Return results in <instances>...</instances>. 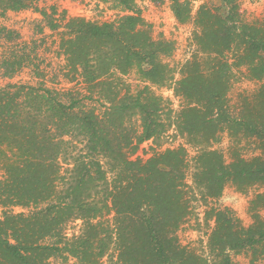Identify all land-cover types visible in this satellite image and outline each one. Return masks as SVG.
<instances>
[{
  "label": "trees",
  "instance_id": "1",
  "mask_svg": "<svg viewBox=\"0 0 264 264\" xmlns=\"http://www.w3.org/2000/svg\"><path fill=\"white\" fill-rule=\"evenodd\" d=\"M150 1L169 2L180 24L190 18L189 0ZM219 2V9L201 6L193 20L196 55L171 88L184 104L176 113L151 90L172 81L160 61L172 45L153 40L138 13L97 23L62 12L47 22L51 31L61 29L66 80L78 77L84 95L44 82L0 87V264H48L53 258L98 264L111 249L116 264H233L230 253L243 251L250 253V264L264 262V193L250 200L247 227L230 209L208 206L228 184L241 193L264 186V86L241 97L236 116L227 107L233 70L264 80V23H246L238 0ZM29 5L0 0V18ZM36 11L43 20L56 13L53 7ZM7 32L0 28V40ZM132 71L143 87L120 96L119 76ZM133 117L139 129L130 125ZM172 128L196 150L192 185L207 207L205 219L213 222L206 256L176 237L189 214L187 151L178 147L145 161L130 159L141 144ZM222 131L252 139L260 154L249 160L235 154L226 163L211 149ZM17 207L29 210L14 213ZM76 221L78 232L69 237Z\"/></svg>",
  "mask_w": 264,
  "mask_h": 264
},
{
  "label": "rangeland",
  "instance_id": "2",
  "mask_svg": "<svg viewBox=\"0 0 264 264\" xmlns=\"http://www.w3.org/2000/svg\"><path fill=\"white\" fill-rule=\"evenodd\" d=\"M28 0L30 5L27 9L19 11H7L0 18V28L9 32L2 34L0 40V87L8 84H35L44 82L49 89L76 91L79 98L84 95V87L81 80L76 77L73 82L66 80L64 59L59 50V31H51L48 21H57L59 15L65 12L66 17H81L86 20L103 23L113 22L120 17L133 11L138 13L144 20L153 40H164L172 45V51L168 55L160 56V61L168 65L172 81L164 87H151L156 96L161 97L172 112L176 113L184 105L182 100L175 97L172 92L173 84L180 79L182 66L196 55V47L193 43L195 31L193 20L203 5L211 8H220L219 0H189L190 18L186 23L180 24L173 17L169 2L165 1L155 6L150 0ZM242 19L248 24L264 23V0H238ZM54 8L56 13L51 19L43 20L37 10H49ZM19 64L22 66L16 70ZM16 70V71H15ZM244 69L233 70V77L227 93L228 112L236 116L239 109V101L242 96H250L260 86H264V80L260 82L249 80ZM120 96L125 91L135 94L143 87V83L137 74L132 71L125 76H119L116 83ZM82 103L90 108L95 106L98 111L102 110L99 105L83 100ZM94 104V105H93ZM132 127L139 129L137 117L130 121ZM183 147L187 151V160L190 171L187 172L185 184L189 202V214L185 222L176 232L181 246L195 251L198 255L206 256L207 238L213 228V222L205 219L206 205L202 202L198 190L193 188L191 172L193 157L196 150L186 143L185 138L173 131V128L158 138L144 142L137 151L130 156L131 160L145 161L153 154L166 149ZM211 149L219 151L226 163L232 156L238 154L245 160H249L260 151L252 139L242 137L230 138L226 131L220 132L217 142L211 145ZM0 178L2 171L0 168ZM258 193H264V186H253L241 193L230 184L226 185L222 195L208 206L230 209L243 227L251 224L252 219L248 212L250 200ZM199 194V195H198ZM29 209L14 208V213L27 212ZM264 219V210L259 211ZM1 216V211H0ZM80 221L69 226L68 236L77 233ZM233 264H250V253H230ZM48 264H78L75 260L67 258H53ZM98 264H116L114 250ZM264 264V262H257Z\"/></svg>",
  "mask_w": 264,
  "mask_h": 264
}]
</instances>
